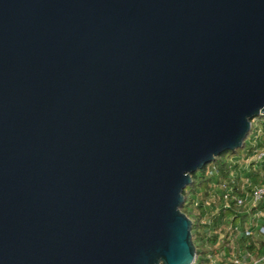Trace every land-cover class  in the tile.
I'll return each mask as SVG.
<instances>
[{"label": "water", "instance_id": "95a60500", "mask_svg": "<svg viewBox=\"0 0 264 264\" xmlns=\"http://www.w3.org/2000/svg\"><path fill=\"white\" fill-rule=\"evenodd\" d=\"M261 116L264 0H0V264H193Z\"/></svg>", "mask_w": 264, "mask_h": 264}, {"label": "built area", "instance_id": "2783aa9c", "mask_svg": "<svg viewBox=\"0 0 264 264\" xmlns=\"http://www.w3.org/2000/svg\"><path fill=\"white\" fill-rule=\"evenodd\" d=\"M243 151L228 170L207 166V194L194 201L196 208L202 203L205 264H264V116L252 121Z\"/></svg>", "mask_w": 264, "mask_h": 264}, {"label": "trees", "instance_id": "16d2710c", "mask_svg": "<svg viewBox=\"0 0 264 264\" xmlns=\"http://www.w3.org/2000/svg\"><path fill=\"white\" fill-rule=\"evenodd\" d=\"M251 134V133H250ZM242 154L240 151H227L216 158L215 165H217L221 171L228 170L230 165V159H238ZM208 166V165H207ZM207 166L203 170L198 171L192 175V184L184 191L185 201L182 206V212L192 221V235L195 247L197 249L198 259L197 264H205L202 258L204 251H199V246L196 242H199L204 247L206 246V240L199 234L200 220L202 214L200 212L202 203L196 208L194 206V201L198 196H205L207 194V189L209 186V181L205 178V172ZM262 252L264 253V242H262Z\"/></svg>", "mask_w": 264, "mask_h": 264}, {"label": "rangeland", "instance_id": "374dc122", "mask_svg": "<svg viewBox=\"0 0 264 264\" xmlns=\"http://www.w3.org/2000/svg\"><path fill=\"white\" fill-rule=\"evenodd\" d=\"M241 150L242 149H240V150H237V151H240L241 152ZM244 153V151L242 152V154ZM213 164H215V162H213V163H211V164H209V165H213ZM197 243V245L200 247L199 248V251H203V248H205L202 244H200L199 242H196Z\"/></svg>", "mask_w": 264, "mask_h": 264}]
</instances>
